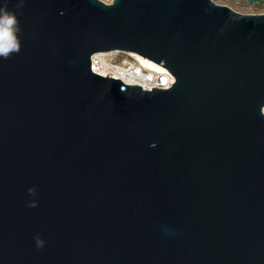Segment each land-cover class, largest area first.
<instances>
[{
  "label": "water",
  "instance_id": "obj_1",
  "mask_svg": "<svg viewBox=\"0 0 264 264\" xmlns=\"http://www.w3.org/2000/svg\"><path fill=\"white\" fill-rule=\"evenodd\" d=\"M5 6L20 49L0 57V264H264V14L212 0ZM110 52L173 85L95 75L91 57Z\"/></svg>",
  "mask_w": 264,
  "mask_h": 264
},
{
  "label": "built area",
  "instance_id": "obj_2",
  "mask_svg": "<svg viewBox=\"0 0 264 264\" xmlns=\"http://www.w3.org/2000/svg\"><path fill=\"white\" fill-rule=\"evenodd\" d=\"M104 3L111 4V3H108L107 0L104 1ZM115 59H118V60H115ZM90 61H91V71L95 75H98L103 78L109 77L113 80H119L122 83H124L122 79L121 80L119 79L122 72L126 73L127 76H135L137 78H139V73L141 72L140 70H137L130 66V63H134V64H138V63L135 57H132V55L128 53L110 52V53L95 54L91 57ZM143 73L146 74L148 72L143 71ZM116 74H119V76H115ZM167 75L171 77L169 74ZM173 83L174 81L171 83L164 76L159 77L155 75L154 79L151 77L149 78V81L146 87L143 86L140 88L143 91H148V92H151L152 89L167 90L171 88ZM128 86H136V85H128ZM136 87H139V86H136Z\"/></svg>",
  "mask_w": 264,
  "mask_h": 264
},
{
  "label": "clouds",
  "instance_id": "obj_3",
  "mask_svg": "<svg viewBox=\"0 0 264 264\" xmlns=\"http://www.w3.org/2000/svg\"><path fill=\"white\" fill-rule=\"evenodd\" d=\"M108 3H112V0H107ZM20 31L19 21L17 16L9 11L7 7L0 8V57L5 59L13 52H18L20 49L19 40L17 33ZM28 192L30 195H35V190L29 188ZM37 206L36 202L30 203V207ZM37 247L43 246V241L40 239L36 240Z\"/></svg>",
  "mask_w": 264,
  "mask_h": 264
},
{
  "label": "bare ground",
  "instance_id": "obj_4",
  "mask_svg": "<svg viewBox=\"0 0 264 264\" xmlns=\"http://www.w3.org/2000/svg\"><path fill=\"white\" fill-rule=\"evenodd\" d=\"M132 57H135L136 61L138 64H134V63H130V66L132 68H135L137 70H140L141 72L139 73V78L135 77V76H127L126 73L122 72L121 73V76L119 77V79L128 84V85H136V86H139V87H146L147 84H148V81H149V78H153L154 79V76L157 75V76H164L167 78V80L169 82H173L174 79L172 77H169L167 74L168 72L160 67L159 65L147 60V59H144L136 54H131ZM147 71L148 73H143V71ZM106 72V71H104ZM115 76H119V74H116Z\"/></svg>",
  "mask_w": 264,
  "mask_h": 264
},
{
  "label": "rangeland",
  "instance_id": "obj_5",
  "mask_svg": "<svg viewBox=\"0 0 264 264\" xmlns=\"http://www.w3.org/2000/svg\"><path fill=\"white\" fill-rule=\"evenodd\" d=\"M100 1L104 2L106 0H100ZM212 1L217 5L226 6L231 10L243 15L264 14V3L250 4L244 0H212Z\"/></svg>",
  "mask_w": 264,
  "mask_h": 264
}]
</instances>
